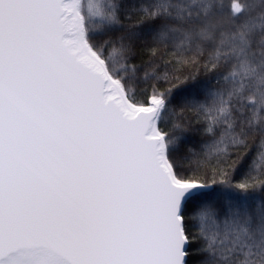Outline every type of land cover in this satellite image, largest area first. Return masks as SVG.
<instances>
[{
    "label": "snow or ice",
    "instance_id": "6c2138e0",
    "mask_svg": "<svg viewBox=\"0 0 264 264\" xmlns=\"http://www.w3.org/2000/svg\"><path fill=\"white\" fill-rule=\"evenodd\" d=\"M0 264H264V0H0Z\"/></svg>",
    "mask_w": 264,
    "mask_h": 264
},
{
    "label": "trees",
    "instance_id": "16d2710c",
    "mask_svg": "<svg viewBox=\"0 0 264 264\" xmlns=\"http://www.w3.org/2000/svg\"><path fill=\"white\" fill-rule=\"evenodd\" d=\"M237 178H239V177H237Z\"/></svg>",
    "mask_w": 264,
    "mask_h": 264
}]
</instances>
